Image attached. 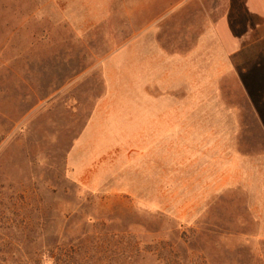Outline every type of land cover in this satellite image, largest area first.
<instances>
[{"label":"rangeland","instance_id":"374dc122","mask_svg":"<svg viewBox=\"0 0 264 264\" xmlns=\"http://www.w3.org/2000/svg\"><path fill=\"white\" fill-rule=\"evenodd\" d=\"M175 1L124 25L119 9L96 24L99 10L86 0L62 2L64 10L55 0H0V264H264L262 167L197 212L188 186H166L157 207L140 200L150 196L92 192L69 176L68 150L104 93L97 58L132 47V67L147 72L144 54L134 55L141 45L147 56L157 43L168 47L164 28L190 8L200 13L197 0ZM257 61L246 82L263 98ZM261 136L264 149L263 123Z\"/></svg>","mask_w":264,"mask_h":264},{"label":"crops","instance_id":"0c3cea01","mask_svg":"<svg viewBox=\"0 0 264 264\" xmlns=\"http://www.w3.org/2000/svg\"><path fill=\"white\" fill-rule=\"evenodd\" d=\"M55 1L64 10L60 3L68 0ZM86 1L99 10L96 24L119 9L126 25L163 0ZM184 1L190 0H176L175 7ZM197 1L200 13L190 8L188 18L164 28L168 47L156 42L154 54L147 56L143 45L134 53L144 54L147 72L132 67V47L97 58L93 67L102 75L104 93L67 153L69 176L83 188L147 195L135 199L159 207L166 186H188L197 212L229 187L252 182L264 168V97L246 82L264 58V0ZM213 9L222 13L213 16Z\"/></svg>","mask_w":264,"mask_h":264}]
</instances>
